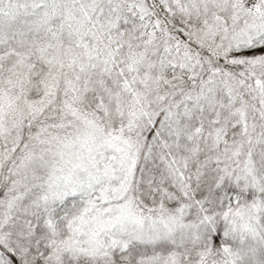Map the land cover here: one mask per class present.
I'll use <instances>...</instances> for the list:
<instances>
[{"label": "snow or ice", "instance_id": "6c2138e0", "mask_svg": "<svg viewBox=\"0 0 264 264\" xmlns=\"http://www.w3.org/2000/svg\"><path fill=\"white\" fill-rule=\"evenodd\" d=\"M0 264H264V0H0Z\"/></svg>", "mask_w": 264, "mask_h": 264}]
</instances>
